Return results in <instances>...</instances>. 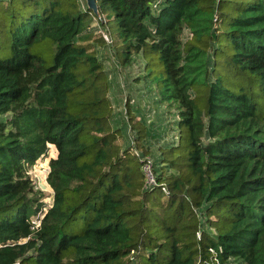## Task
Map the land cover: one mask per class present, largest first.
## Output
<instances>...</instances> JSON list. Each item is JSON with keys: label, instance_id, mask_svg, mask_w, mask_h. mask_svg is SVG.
Returning a JSON list of instances; mask_svg holds the SVG:
<instances>
[{"label": "trees", "instance_id": "16d2710c", "mask_svg": "<svg viewBox=\"0 0 264 264\" xmlns=\"http://www.w3.org/2000/svg\"><path fill=\"white\" fill-rule=\"evenodd\" d=\"M154 1L96 3L122 65L164 69L157 154L111 125L86 0H0V264H264V0Z\"/></svg>", "mask_w": 264, "mask_h": 264}, {"label": "rangeland", "instance_id": "374dc122", "mask_svg": "<svg viewBox=\"0 0 264 264\" xmlns=\"http://www.w3.org/2000/svg\"><path fill=\"white\" fill-rule=\"evenodd\" d=\"M101 17L99 14L97 18H90L88 33L93 34L92 43L98 51V58L104 65L110 83L108 95L113 107L111 125L119 131L121 138L127 145L129 142H134L136 138L145 137L143 128L141 129L142 124L132 125V117L135 122L143 119L150 131L148 141L149 144L151 143L150 149L157 154L160 147L169 145L170 142H175L178 138L177 106L163 102L159 93V80L164 76V69L161 67L157 73H152L150 67L147 66V61L141 54L135 56L129 65H122L121 56L111 45L110 35L111 44L104 37L106 32L101 24ZM103 21L106 23V20ZM114 24L117 29V23ZM108 30L110 33L109 27ZM101 35L106 40L105 43L96 41L100 39ZM8 118L10 115L7 117L0 116V121H5ZM153 136L156 138L151 141ZM126 145L124 143V148ZM57 156L56 147L50 146L48 156L41 159L37 165L29 170L30 176L36 183V190L43 195L46 209L53 204L54 200V191L48 183V176L50 161Z\"/></svg>", "mask_w": 264, "mask_h": 264}, {"label": "built area", "instance_id": "2783aa9c", "mask_svg": "<svg viewBox=\"0 0 264 264\" xmlns=\"http://www.w3.org/2000/svg\"><path fill=\"white\" fill-rule=\"evenodd\" d=\"M164 1L165 0H155L154 4H153L154 10L158 9ZM96 15L99 16L98 13ZM104 37L106 38V40L110 44L111 40H110L109 36L107 34H105ZM50 146H53V145H50ZM144 172H145L146 178H147V183H146L147 187H151V186L155 185L156 180H155V177L153 174V166H152L151 159H148V158L146 159L145 164H144ZM40 224H41L40 220L35 222L36 228H39Z\"/></svg>", "mask_w": 264, "mask_h": 264}, {"label": "water", "instance_id": "95a60500", "mask_svg": "<svg viewBox=\"0 0 264 264\" xmlns=\"http://www.w3.org/2000/svg\"><path fill=\"white\" fill-rule=\"evenodd\" d=\"M90 9L94 11L95 14L98 13L97 3L96 0H86Z\"/></svg>", "mask_w": 264, "mask_h": 264}]
</instances>
